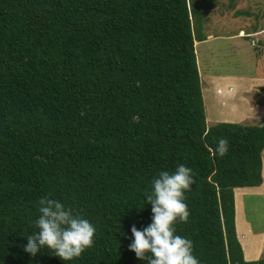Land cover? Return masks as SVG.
<instances>
[{"label":"trees","instance_id":"trees-1","mask_svg":"<svg viewBox=\"0 0 264 264\" xmlns=\"http://www.w3.org/2000/svg\"><path fill=\"white\" fill-rule=\"evenodd\" d=\"M201 20L189 0H0V264H147L131 226L151 222L152 177L181 163L196 183L175 228L200 264H264L245 260L234 200L262 184L264 123L207 126ZM45 196L97 228L70 262L23 251Z\"/></svg>","mask_w":264,"mask_h":264},{"label":"rangeland","instance_id":"rangeland-1","mask_svg":"<svg viewBox=\"0 0 264 264\" xmlns=\"http://www.w3.org/2000/svg\"><path fill=\"white\" fill-rule=\"evenodd\" d=\"M189 1L202 19L200 33L205 37L195 51L207 126L217 122L263 124L264 0ZM246 188L234 189V198L238 196L236 230L244 229L246 221L255 234L264 230V195L244 192Z\"/></svg>","mask_w":264,"mask_h":264},{"label":"clouds","instance_id":"clouds-1","mask_svg":"<svg viewBox=\"0 0 264 264\" xmlns=\"http://www.w3.org/2000/svg\"><path fill=\"white\" fill-rule=\"evenodd\" d=\"M211 148L213 157H224L229 150L227 138H220ZM196 183L193 169L178 164L173 171L161 170L152 177L145 204H151V222L138 229L131 226L129 249L147 264H200L193 254V242L176 233L178 221L187 222L190 211L185 193ZM39 215L32 222L35 231L26 237L23 251L36 256L42 249L62 261L78 258L94 243V223L67 206L64 201L47 196L39 199Z\"/></svg>","mask_w":264,"mask_h":264},{"label":"crops","instance_id":"crops-1","mask_svg":"<svg viewBox=\"0 0 264 264\" xmlns=\"http://www.w3.org/2000/svg\"><path fill=\"white\" fill-rule=\"evenodd\" d=\"M262 178H263V181L260 186L246 188L244 189V192L250 191V192H254L256 195H264V159H263V156H262ZM236 201L238 204V196L236 197ZM236 201H235V204H236ZM241 208H243L242 203H241ZM235 223L237 224V211L235 214ZM237 229H238V226H237ZM237 231H238V235L240 236L239 238H241L242 240L240 242L242 244L245 260L255 261V260L262 258L264 255V252H263L264 250V230L253 234L254 232L250 229V227L248 226V223L245 221L244 229H242L241 231H239L238 229ZM252 236H254L257 239V241H259V243L255 240L251 241ZM247 240H249V242Z\"/></svg>","mask_w":264,"mask_h":264},{"label":"bare ground","instance_id":"bare-ground-1","mask_svg":"<svg viewBox=\"0 0 264 264\" xmlns=\"http://www.w3.org/2000/svg\"><path fill=\"white\" fill-rule=\"evenodd\" d=\"M230 84V83H229ZM234 84V83H233ZM223 118H225V117H223Z\"/></svg>","mask_w":264,"mask_h":264}]
</instances>
